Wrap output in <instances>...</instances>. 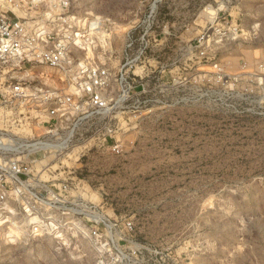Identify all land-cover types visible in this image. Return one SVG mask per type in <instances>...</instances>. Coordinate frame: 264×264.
Returning a JSON list of instances; mask_svg holds the SVG:
<instances>
[{"label":"rangeland","instance_id":"1","mask_svg":"<svg viewBox=\"0 0 264 264\" xmlns=\"http://www.w3.org/2000/svg\"><path fill=\"white\" fill-rule=\"evenodd\" d=\"M70 1L69 20L90 32L79 43L88 54L95 43L101 63L117 65L130 30L147 46V106L42 177L73 184L115 232L100 239L83 216L55 239L12 216L30 234L0 227V264H264V0ZM19 110L0 117V134L46 133Z\"/></svg>","mask_w":264,"mask_h":264},{"label":"built area","instance_id":"2","mask_svg":"<svg viewBox=\"0 0 264 264\" xmlns=\"http://www.w3.org/2000/svg\"><path fill=\"white\" fill-rule=\"evenodd\" d=\"M71 7L70 0H0V67L6 71L0 117H13L19 108L46 130L31 139L0 134V223L36 216L40 223L30 232L61 239L69 228L80 232L85 216L95 236L103 228L112 240L116 225L73 196V184L42 177L77 144L96 139L101 130L113 137L114 122L147 106L148 76L144 69L137 73L147 46L144 36L130 30L117 65L101 63L95 43L91 54L79 43L77 35L88 29L69 20ZM85 51V57L76 55Z\"/></svg>","mask_w":264,"mask_h":264},{"label":"bare ground","instance_id":"3","mask_svg":"<svg viewBox=\"0 0 264 264\" xmlns=\"http://www.w3.org/2000/svg\"><path fill=\"white\" fill-rule=\"evenodd\" d=\"M70 20L72 21H75L76 19L75 18H72L70 17L69 18ZM84 21V20H83ZM86 21V20H85ZM99 21V20H98ZM87 23L85 25H88L89 21H86ZM84 23V22H83ZM90 28H91V31L92 33L97 31V33L102 37V39H104V35H105V30L104 32L102 31V23L99 21V22H95V23H91L90 24ZM90 32L87 31L86 34H89ZM78 36V35H77ZM80 36H84L83 34H81ZM33 218H38L36 216H33ZM38 222L40 223V220L38 218ZM6 223H12L16 228L17 230H19L18 232L21 234V235H24V236H27L28 234V230H27V224L26 222H24L22 225L18 224V222H14L13 220H7L5 222H1L0 223V227L4 226ZM40 233H42L40 231ZM44 236H46L44 233H43ZM7 238H11V236L7 237ZM56 238H61L60 236L56 237ZM68 243V242H67Z\"/></svg>","mask_w":264,"mask_h":264}]
</instances>
